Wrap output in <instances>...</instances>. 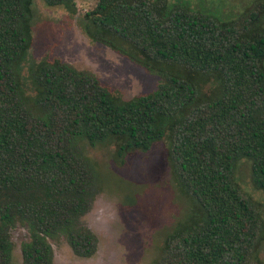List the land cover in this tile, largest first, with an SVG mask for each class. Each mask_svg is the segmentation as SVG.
Listing matches in <instances>:
<instances>
[{"label":"trees","instance_id":"obj_1","mask_svg":"<svg viewBox=\"0 0 264 264\" xmlns=\"http://www.w3.org/2000/svg\"><path fill=\"white\" fill-rule=\"evenodd\" d=\"M35 1L77 11L75 0H0V264H12L18 225L20 264H53L59 237L78 257L95 253L81 222L98 186L84 142L111 146L121 166L165 142L190 214L150 264H264L262 205L235 178L247 160L264 193V0L228 20L187 0H97L85 35L158 78L129 100L59 59L31 64L24 83Z\"/></svg>","mask_w":264,"mask_h":264},{"label":"rangeland","instance_id":"obj_2","mask_svg":"<svg viewBox=\"0 0 264 264\" xmlns=\"http://www.w3.org/2000/svg\"><path fill=\"white\" fill-rule=\"evenodd\" d=\"M187 1L220 20L236 16L252 2ZM96 2L75 0V14L62 8H48L39 1L33 3L32 43L21 71L26 85L31 64L59 59L77 70L93 73L123 100L155 90L156 76L85 35L82 18ZM80 147L95 164L98 176L90 208L81 218L82 224L96 236L97 248L91 257L81 258L73 254L64 237H59L50 241L53 264H150L165 236L190 214L188 204L172 184L165 142L147 152L130 155L123 166L115 162L111 146H90L84 142ZM235 178L245 193L261 203L264 219V193L253 189L247 160L238 163ZM10 237L12 264H20V246L28 239V232L18 225L10 231ZM258 257L264 263V242Z\"/></svg>","mask_w":264,"mask_h":264}]
</instances>
